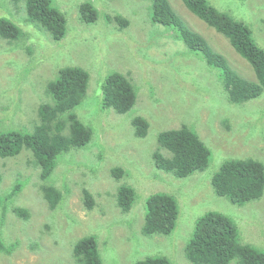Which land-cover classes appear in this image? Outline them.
<instances>
[{
    "label": "rangeland",
    "instance_id": "374dc122",
    "mask_svg": "<svg viewBox=\"0 0 264 264\" xmlns=\"http://www.w3.org/2000/svg\"><path fill=\"white\" fill-rule=\"evenodd\" d=\"M84 1L54 0L68 27L65 38L55 41L46 31L26 23L23 3L16 8L10 0H0V16L11 17L22 30L18 42L0 37V117L8 118L3 126L31 131L38 120V106L50 99L47 84L61 68L79 66L90 80L76 113L93 130L86 148L59 159L52 184L66 197L56 210L49 208L42 195L40 168L29 163L28 151L0 158V195L18 180L23 183L0 225L6 246L15 245L12 252L0 253V264H77L72 256L74 243L86 235L96 236L104 264H133L159 254L172 264H189L184 247L198 219L210 211L231 217L242 241L264 250V194L261 200L240 207L218 197L211 184L226 161L254 158L264 163V94L245 104H231L220 72L176 38L173 28L152 24L150 2L133 0V9L129 0H91L101 17L86 25L79 16ZM168 1L188 29L221 54L238 75L255 80L251 65L226 37L200 20L182 0ZM208 1L245 22L264 49V0ZM119 13L130 21L125 29L106 20L107 15ZM114 72L128 76L137 93L135 107L122 115L102 109V86ZM137 117L149 124L143 138L136 136L132 125ZM183 124L199 134L212 156L205 171L177 178L158 170L153 155L159 148L158 135ZM115 167H121L126 176L116 179ZM124 182L136 192V202L126 214L116 201L118 186ZM84 190L95 201L91 208L85 203ZM154 193L175 197L179 217L170 236L145 238L140 231L145 203ZM14 207L28 208L29 220L17 217Z\"/></svg>",
    "mask_w": 264,
    "mask_h": 264
},
{
    "label": "trees",
    "instance_id": "16d2710c",
    "mask_svg": "<svg viewBox=\"0 0 264 264\" xmlns=\"http://www.w3.org/2000/svg\"><path fill=\"white\" fill-rule=\"evenodd\" d=\"M93 1L86 0L79 6L81 22L86 25L97 23L101 17ZM145 1L151 3L152 24L173 28L176 38L181 39L207 66L220 72L231 104H245L264 94V49L254 40L252 30L245 22L219 11L208 0H182L193 14L229 40L236 52L253 68L255 80L238 75L221 54L199 34L188 29L168 0ZM128 2L135 9L134 1ZM10 3L16 8L24 4L27 24L46 31L55 41L65 38L67 18L53 6L54 0H10ZM106 17L108 22L116 23L117 28L125 29L130 25V21L120 13ZM10 18L0 16V37L14 43L21 39L22 30ZM22 66L17 68L18 73ZM89 80V73L82 67L61 68L56 78L46 86V94L50 99L38 106V120L31 131L16 125L3 126L8 118L0 117V158L17 157L21 152L28 151L31 155L29 163L40 168V190L52 210L63 204L66 197L52 184L59 159L73 150L86 148L92 141V128L86 126L76 113L87 95ZM136 99V89L128 76L118 72L107 76L102 86L103 110L113 109L118 114H126L135 107ZM132 125L137 137L147 135L149 124L146 119L134 118ZM157 142L159 148L153 159L156 167L165 173L186 178L209 167L211 151L188 124L161 132ZM112 175L116 179L126 176L121 167L113 168ZM211 184L218 197L226 198L236 206L243 207L259 201L264 194V163L254 158L226 161L212 177ZM22 189L23 183L18 180L10 191L0 195V225L4 223L14 198ZM83 194L86 205L91 208L95 204L94 199L88 190H84ZM116 201L121 212L130 213L136 202L134 188L125 182L119 185ZM145 208L144 223L140 230L142 236H170L179 217V205L175 197L154 193L146 200ZM12 211L23 220L31 217L28 208L14 207ZM14 247L6 246L0 231V253H10ZM184 249L189 264H264V250L249 241H242L234 220L216 211L207 212L198 219ZM72 256L77 264H104L99 242L94 235L78 239L74 243ZM133 264L172 262L167 256L159 254L147 255Z\"/></svg>",
    "mask_w": 264,
    "mask_h": 264
},
{
    "label": "clouds",
    "instance_id": "9594fccd",
    "mask_svg": "<svg viewBox=\"0 0 264 264\" xmlns=\"http://www.w3.org/2000/svg\"><path fill=\"white\" fill-rule=\"evenodd\" d=\"M148 2V1H147ZM175 11V10H174ZM200 19V18H199ZM201 20V19H200ZM211 27V26H210ZM213 28V27H212ZM219 33V32H218ZM220 34V33H219Z\"/></svg>",
    "mask_w": 264,
    "mask_h": 264
},
{
    "label": "flooded vegetation",
    "instance_id": "af4514ba",
    "mask_svg": "<svg viewBox=\"0 0 264 264\" xmlns=\"http://www.w3.org/2000/svg\"><path fill=\"white\" fill-rule=\"evenodd\" d=\"M158 169V168H157ZM159 170V169H158ZM161 171V170H160ZM136 218L138 219V216H136Z\"/></svg>",
    "mask_w": 264,
    "mask_h": 264
}]
</instances>
